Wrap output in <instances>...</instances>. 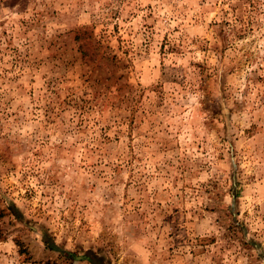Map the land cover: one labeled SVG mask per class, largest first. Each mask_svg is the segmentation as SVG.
I'll use <instances>...</instances> for the list:
<instances>
[{
  "label": "rangeland",
  "instance_id": "1",
  "mask_svg": "<svg viewBox=\"0 0 264 264\" xmlns=\"http://www.w3.org/2000/svg\"><path fill=\"white\" fill-rule=\"evenodd\" d=\"M0 264H264V0H0Z\"/></svg>",
  "mask_w": 264,
  "mask_h": 264
}]
</instances>
